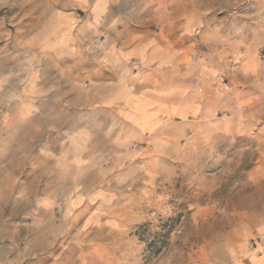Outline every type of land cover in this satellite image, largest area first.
<instances>
[{"label": "clouds", "instance_id": "9594fccd", "mask_svg": "<svg viewBox=\"0 0 264 264\" xmlns=\"http://www.w3.org/2000/svg\"><path fill=\"white\" fill-rule=\"evenodd\" d=\"M0 264H264V0H0Z\"/></svg>", "mask_w": 264, "mask_h": 264}]
</instances>
